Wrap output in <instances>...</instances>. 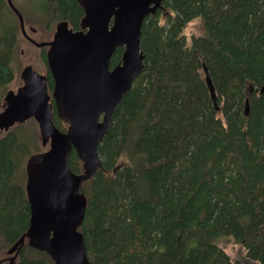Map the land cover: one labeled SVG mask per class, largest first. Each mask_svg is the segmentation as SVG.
I'll list each match as a JSON object with an SVG mask.
<instances>
[{
  "label": "trees",
  "instance_id": "1",
  "mask_svg": "<svg viewBox=\"0 0 264 264\" xmlns=\"http://www.w3.org/2000/svg\"><path fill=\"white\" fill-rule=\"evenodd\" d=\"M39 8L47 30L62 20L79 28L76 0H43ZM197 17L204 31L187 45L183 29ZM21 37L17 16L0 0V96L14 80ZM140 50L142 70L98 145V170L83 182L78 230L89 262L243 264L218 245L228 237L264 264V96L248 94L264 85V0H161L142 22ZM51 114L65 131L54 106ZM31 154L11 129L0 137V250L29 225ZM68 163L82 172L74 150ZM21 253L19 264L52 263L28 246Z\"/></svg>",
  "mask_w": 264,
  "mask_h": 264
},
{
  "label": "water",
  "instance_id": "2",
  "mask_svg": "<svg viewBox=\"0 0 264 264\" xmlns=\"http://www.w3.org/2000/svg\"><path fill=\"white\" fill-rule=\"evenodd\" d=\"M76 1L83 11L77 30L62 20L57 22L51 41L38 43L29 39L36 47H49L45 59L53 80L51 95L45 77L26 66L20 73L22 85L15 91L8 90L3 97L0 131L32 118L38 125L42 145L48 144L45 151L26 160L24 189L29 225L8 249V254L15 255L7 264H16L15 258L25 240L28 247L48 255L53 264H91L78 230L86 209L83 182L98 170V145L107 133L116 106L142 70V22L156 12L161 2ZM6 2L27 39L23 17L11 0ZM117 48H122L121 57L111 66ZM203 70L207 73L204 65ZM206 84L217 110L216 95L207 75ZM253 91L264 96V85L250 87L248 94ZM50 98L57 118L66 124L65 131H60L52 121ZM247 108L248 99L245 113ZM72 150L82 162L81 173H74L69 167Z\"/></svg>",
  "mask_w": 264,
  "mask_h": 264
},
{
  "label": "rangeland",
  "instance_id": "3",
  "mask_svg": "<svg viewBox=\"0 0 264 264\" xmlns=\"http://www.w3.org/2000/svg\"><path fill=\"white\" fill-rule=\"evenodd\" d=\"M43 0H11L16 10L21 14L24 20V32L25 34L35 42H49L52 40L53 33L55 31V23L51 25L50 29L44 28V24L40 23L41 12L39 5ZM202 21L200 17L192 19L187 23L183 29V35L186 40V44L189 45L192 36H199L203 33ZM15 65L13 71L15 72L14 80L9 84L8 89L16 90L17 87L21 86L22 80L20 79V72L25 66H30L33 71L43 74L45 71L46 64L42 60L39 54L38 47L30 44L29 41L22 35L18 40V51L16 55ZM45 66V67H44ZM6 90V91H7ZM5 91V92H6ZM0 96V111L2 110L3 96ZM11 130L15 133L17 139L23 143L29 152L32 154H38L48 148V144L43 146L39 136V130L37 123L34 119H28L23 123H16L12 126ZM6 131H0V137ZM31 154V155H32ZM233 240V239H232ZM228 237L221 238L218 240V245L221 246L226 255L229 256L231 261L239 260L243 264H256L245 257L244 248L233 242ZM6 248L0 250V258L4 257ZM28 256L38 257L34 254L35 251L27 250ZM53 264V263H50Z\"/></svg>",
  "mask_w": 264,
  "mask_h": 264
},
{
  "label": "flooded vegetation",
  "instance_id": "4",
  "mask_svg": "<svg viewBox=\"0 0 264 264\" xmlns=\"http://www.w3.org/2000/svg\"><path fill=\"white\" fill-rule=\"evenodd\" d=\"M82 16H83V14H82ZM82 16H81V18H82ZM80 18V19H81ZM80 21V20H79ZM57 24V23H56ZM73 29V28H72ZM74 30V29H73ZM52 38H53V36H52ZM28 39V41H29V43L30 44H32L31 42H30V38L28 37L27 38ZM51 41V40H50ZM32 45H34V44H32ZM35 46V45H34ZM36 47V46H35ZM48 46H44V47H38V50H39V54H40V56L42 57V55H43V52H44V55H45V58H46V52H47V50H48ZM42 60H43V57H42ZM44 61V60H43ZM45 64H46V59H45ZM26 67V66H25ZM45 67V66H44ZM24 68V67H23ZM38 74H40V75H42V76H44L45 77V79H46V85H47V92H48V94H50L51 95V92H52V89H53V80H52V77H51V75H50V73H49V70H48V68H47V65H46V67H45V71L43 72V74H41V73H38ZM48 76H50V77H48ZM22 85V84H21ZM20 87V86H19ZM19 87H17V89L19 88ZM50 87V88H49ZM15 91V90H14ZM49 103L51 104V106H54V101H53V99L52 98H50L49 99ZM2 106H3V104H2ZM53 121V120H52ZM54 123V122H53ZM38 126V125H37ZM10 128H12V127H10ZM9 128V129H10ZM15 243V242H14ZM14 243H12V244H10L8 247H6V253H5V256L4 257H1L0 258V264H7L8 263V261H9V259L12 257V256H14L15 255V252L14 253H11V254H8L7 252H8V249L11 247V246H13V244ZM26 246H27V243H26V240H25V242H24V249L26 248ZM23 250V248L21 249V251ZM21 251H19L18 252V254H17V256H16V258H15V263L16 264H19V262H20V258H21V255H22V253H21ZM53 263V262H52Z\"/></svg>",
  "mask_w": 264,
  "mask_h": 264
}]
</instances>
